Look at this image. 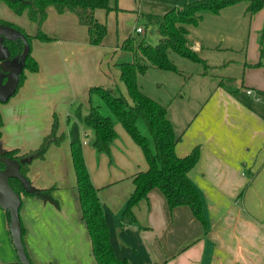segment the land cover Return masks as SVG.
<instances>
[{
  "label": "crops",
  "instance_id": "crops-1",
  "mask_svg": "<svg viewBox=\"0 0 264 264\" xmlns=\"http://www.w3.org/2000/svg\"><path fill=\"white\" fill-rule=\"evenodd\" d=\"M186 1L110 0L114 7L94 10V17L106 26L99 45L89 43L86 25L71 11L58 12L49 5L44 19L37 23L25 12L15 14L0 1V19L28 34L41 30L52 38L48 42L31 40V55L38 69L25 71L22 85L0 106V153L36 148L49 132L54 115L60 131L66 132L67 118L73 116L76 106L88 107L90 86L102 85L127 95L116 63L123 61L126 52L121 49L123 40L134 35L136 27L142 29L137 33L144 32L138 25L139 14H162ZM235 5L217 13L202 12L198 22L189 27L187 38L201 63L213 71L235 63L229 56H220L222 51L243 53L235 67L240 84H234L235 75L203 70L198 71L199 82L191 94L181 93L185 82L174 83L166 95L158 94L156 99L166 102L168 118L181 136L176 154L185 156L200 146L199 159L188 178L201 195L205 227L188 206L169 209L156 187L133 207L134 220L123 218L125 203L134 189L132 178L147 168L143 153L120 123L114 125L116 137L109 156L92 147L89 131L82 128L84 160L98 188L112 248L129 264H264V54H260L264 38L260 43L258 36L264 6L250 14L244 38L238 40L240 21L230 15L237 9ZM242 10L245 12L246 6ZM194 29L201 30L199 37L191 36ZM258 61L262 65L253 66ZM6 65V61L0 62L2 68ZM227 87L238 89L237 95ZM247 89L253 94H246ZM172 105L194 108L190 115L183 110L178 130L168 109ZM180 117H176L178 123ZM27 177L33 189L56 187L55 201L20 195L23 244L31 263L97 264L81 219L69 137L51 145L43 159L33 160ZM0 264H20L9 220L1 207Z\"/></svg>",
  "mask_w": 264,
  "mask_h": 264
},
{
  "label": "trees",
  "instance_id": "trees-1",
  "mask_svg": "<svg viewBox=\"0 0 264 264\" xmlns=\"http://www.w3.org/2000/svg\"><path fill=\"white\" fill-rule=\"evenodd\" d=\"M0 1L5 2L15 14L25 12L30 21L37 23L44 19L45 9L49 5L58 12L71 11L77 15L81 24L86 25L89 43L92 45H99L106 34V26L94 17V10L114 7L111 6L110 0ZM240 2H246V11L249 14L258 12L264 6V0H192L184 2L181 6H174L162 14L140 13L139 19L143 20L145 26H155L159 40L155 45H152L146 41L144 36L136 38L134 35H129L121 43V49L131 54L130 60L116 63L120 72V80L126 88L127 95L102 85L90 86L87 91L86 113L83 112L81 103L78 104L73 116L67 118L68 129L66 132L60 131L58 118L54 115L49 132L42 137L36 148L25 152H20L18 148L3 152V155L18 161L20 173L27 177L29 165L33 160L43 159L51 145H59L67 136L69 137V151L81 208V219L84 221L90 237L91 251L97 264H129V262L125 258H118L114 253L104 216V207L98 197V188L92 183L84 160L82 128L92 131V147L97 152L105 153L108 156L111 142L116 137L115 122L109 115L102 114L100 105L93 104L94 97L98 96L104 102L117 122L140 147L147 163L146 170L138 171L132 178L134 189L125 203L122 217L134 220L133 207L141 200L146 199L148 192L156 187L162 192L169 209L182 205L188 206L193 216L205 227L206 218L203 213L201 195L188 178V172L199 159L200 146H194L185 156L176 154V144L181 136L174 131L167 115L166 105L145 94L140 89L137 79L138 75L144 74L149 68L181 74L169 57L170 52L193 62H203L198 52L191 47L188 41L189 27L198 22L204 11L217 13L225 7ZM0 24L19 30L26 37L30 47L31 40L34 38L42 42L52 40L41 30H37L34 34H28L23 28L12 22L0 19ZM0 42L7 48L9 58L22 51L21 39L9 40L0 35ZM260 54H264L263 49H260ZM260 65H262L261 61L253 64V66ZM37 69V61L31 55L30 49L24 61V68L19 75L17 88L22 85L25 79V71H37ZM227 89L234 95L238 93V89L231 87H227ZM140 120L147 128L148 135L139 129ZM1 125L2 116L0 114ZM9 185L19 195L25 194L55 201L53 191L56 187L54 185L48 188L34 189L32 192H26L16 178H9ZM6 214L9 220L8 210H6ZM23 235L24 228L21 224L22 242Z\"/></svg>",
  "mask_w": 264,
  "mask_h": 264
},
{
  "label": "rangeland",
  "instance_id": "rangeland-1",
  "mask_svg": "<svg viewBox=\"0 0 264 264\" xmlns=\"http://www.w3.org/2000/svg\"><path fill=\"white\" fill-rule=\"evenodd\" d=\"M188 1H192V0H188ZM3 2V1H2ZM2 4H5V2H3ZM6 6H8L7 4H5ZM246 2H240L237 3L235 6L237 9H235L234 11H232V13L230 15H236L237 18L239 19L240 23H239V27H238V40H242L244 38V35L246 33V28H248L246 26V23L249 21V16L250 14L245 10V12L242 10V8H244L246 6ZM8 9H10L9 7H7ZM208 12V11H206ZM204 14V13H203ZM208 14H212L211 12H209ZM138 25H140L144 32L143 33H134V36L136 38L139 37H145L146 41L152 45H155L158 40H159V35L156 31V28L154 25H149V26H145L144 22L142 19L138 20ZM264 27V21H263V25L262 28L259 30L258 32V36H259V41L261 43L262 38H264V35L262 36V30ZM192 28V27H190ZM201 30L199 29H194V31H192L191 36L196 35L197 37L200 36ZM214 39H216L214 37ZM218 41V40H216ZM246 41V39L244 40ZM216 42L215 45H219L221 44L226 45L225 42L222 43H218ZM241 44H239L240 46H244V42H240ZM220 46V45H219ZM242 54L240 51L238 52H229V51H222V53H219L220 56H229L232 59L235 60L234 65L230 64L229 67H223L222 69H216L215 71L210 70V68L206 67L204 63H197V62H193L185 57H182L174 52H170L169 53V57L171 58V60L173 61V63L176 65V67L180 70L181 74H177L175 72L172 71H165V70H160V69H156V68H149L144 74H140L138 75V85H141V89H143L142 91L147 94L148 96L157 99V95H166L168 93V91L171 89V84H183L184 82V87L181 90V93L185 94L186 96L191 94L192 92H194V88L197 86L198 84V77L197 73L198 71H203V70H207L209 71V73H223V75H227L224 73H228L231 75H235L236 76V80L234 81L235 85H239V72H236V69L238 68V63L240 62V58L242 57ZM203 55V54H202ZM131 59V54L129 52H125L121 58V60H130ZM236 67V69H235ZM207 68V69H206ZM219 70V71H217ZM214 75V74H213ZM215 77V76H214ZM218 77V76H217ZM185 78V80H184ZM222 81L225 84H228V81L226 78L222 79ZM179 82V83H178ZM230 83V82H229ZM233 84V83H232ZM196 89V88H195ZM194 90V91H193ZM202 92H204V90H202ZM205 94V93H204ZM156 95V96H155ZM163 103V102H162ZM166 104V102H164ZM3 102H0V106H2ZM93 104H98L100 105V111L102 112V114L104 115H109L113 121L115 122V125L118 124L117 119L115 118V116L111 113V111L108 109V107L104 104V102L98 97L95 96L93 99ZM164 104V105H165ZM169 113L172 116V118L175 121V126H176V130L179 129L180 125H181V119H182V113L183 110H187L188 114L191 113L192 114V110L194 108H189V107H175L172 105V107L170 106L169 108ZM87 108H83V112L86 113ZM171 111V112H170ZM174 112V113H173ZM180 115V123H178L176 121V117ZM190 115V114H189ZM139 125V129L141 130L142 133L147 134V128L145 127L143 121H139L138 123ZM90 133V137L91 139L93 138V133L91 130H89Z\"/></svg>",
  "mask_w": 264,
  "mask_h": 264
},
{
  "label": "water",
  "instance_id": "water-1",
  "mask_svg": "<svg viewBox=\"0 0 264 264\" xmlns=\"http://www.w3.org/2000/svg\"><path fill=\"white\" fill-rule=\"evenodd\" d=\"M0 35L6 39H21L23 48L20 54L9 58V52L0 42V62L6 61L5 68L0 66V102H6L16 91L19 82V75L24 68L26 55L30 46L24 34L12 26L0 24ZM0 207L9 211V231L13 246L20 264H31L21 239V223L19 207L21 204L20 195L9 185V178H16L26 192L34 189L29 184L28 177L20 173L19 163L16 159L0 153Z\"/></svg>",
  "mask_w": 264,
  "mask_h": 264
},
{
  "label": "built area",
  "instance_id": "built-area-1",
  "mask_svg": "<svg viewBox=\"0 0 264 264\" xmlns=\"http://www.w3.org/2000/svg\"><path fill=\"white\" fill-rule=\"evenodd\" d=\"M135 30H136V32H141L142 31V29L140 27H136ZM252 92H253L252 89H247L246 90V94H248V95L253 94ZM83 143H85V140H83Z\"/></svg>",
  "mask_w": 264,
  "mask_h": 264
}]
</instances>
